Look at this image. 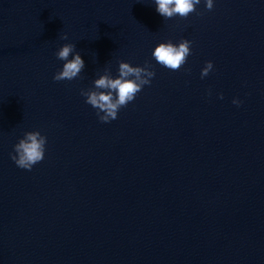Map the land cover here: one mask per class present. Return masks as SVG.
<instances>
[{"label":"water","instance_id":"obj_1","mask_svg":"<svg viewBox=\"0 0 264 264\" xmlns=\"http://www.w3.org/2000/svg\"><path fill=\"white\" fill-rule=\"evenodd\" d=\"M155 9L0 0V264H264V0ZM181 39L178 71L152 57ZM69 42L85 67L54 81ZM118 61L155 76L103 123L80 92ZM28 131L47 141L30 171L9 155Z\"/></svg>","mask_w":264,"mask_h":264},{"label":"clouds","instance_id":"obj_2","mask_svg":"<svg viewBox=\"0 0 264 264\" xmlns=\"http://www.w3.org/2000/svg\"><path fill=\"white\" fill-rule=\"evenodd\" d=\"M201 0H154L156 11L169 19L174 16L187 18L190 13L196 11V5ZM205 8L212 10L213 0H204ZM63 40L68 39L67 33L60 37ZM191 41L181 39L177 44L171 41L158 43L153 51L152 57L155 61L165 68L172 71H178L191 54ZM75 45L71 42L64 43L55 52L58 60L63 61L62 68L53 75L54 81H71L79 77L85 67L84 60L75 50ZM71 56V59L69 57ZM118 75L112 76L106 68L103 74L92 82V87L81 89L80 94L85 98V103L96 110L99 121L108 123L117 119V114L121 108L126 107L132 102L136 95L142 91L145 85H150L155 71L152 65L145 62L144 66H132L125 61H118ZM213 69L211 61H206L201 69L200 76L204 78ZM186 71H190L186 69ZM220 98L223 96L220 94ZM233 104L240 105V101L233 99ZM46 137L39 131H28L13 146L14 155L10 153V158L22 169L31 170L33 165L44 159Z\"/></svg>","mask_w":264,"mask_h":264}]
</instances>
